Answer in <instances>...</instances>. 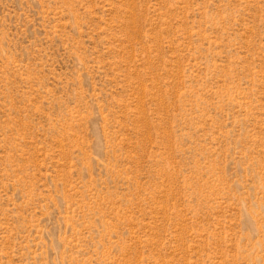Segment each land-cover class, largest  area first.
Segmentation results:
<instances>
[{
  "label": "rangeland",
  "instance_id": "obj_1",
  "mask_svg": "<svg viewBox=\"0 0 264 264\" xmlns=\"http://www.w3.org/2000/svg\"><path fill=\"white\" fill-rule=\"evenodd\" d=\"M0 264H264V0H0Z\"/></svg>",
  "mask_w": 264,
  "mask_h": 264
}]
</instances>
